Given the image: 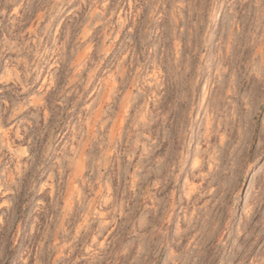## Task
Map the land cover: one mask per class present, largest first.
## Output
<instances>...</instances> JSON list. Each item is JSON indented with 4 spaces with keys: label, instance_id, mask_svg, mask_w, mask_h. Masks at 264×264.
Listing matches in <instances>:
<instances>
[{
    "label": "rangeland",
    "instance_id": "rangeland-1",
    "mask_svg": "<svg viewBox=\"0 0 264 264\" xmlns=\"http://www.w3.org/2000/svg\"><path fill=\"white\" fill-rule=\"evenodd\" d=\"M0 264H264V0H0Z\"/></svg>",
    "mask_w": 264,
    "mask_h": 264
}]
</instances>
